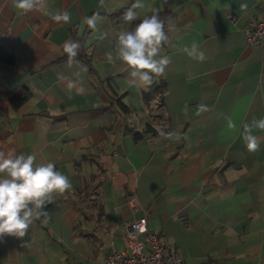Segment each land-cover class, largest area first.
<instances>
[{
	"label": "crops",
	"instance_id": "obj_1",
	"mask_svg": "<svg viewBox=\"0 0 264 264\" xmlns=\"http://www.w3.org/2000/svg\"><path fill=\"white\" fill-rule=\"evenodd\" d=\"M127 2L42 0L25 13L0 0V46L12 58L0 60V151L35 153L72 184L48 205L47 223L0 237V264H99L127 250L125 223L140 218L186 264H264V130L254 129L256 152L240 136L264 118V48L244 35L264 0H143L141 18L156 9L176 25L160 51L172 63L156 78L166 83L158 121L115 59L118 34L140 22L117 17ZM68 42L80 45L71 63ZM193 43L204 61L181 51ZM146 121L155 134L134 140Z\"/></svg>",
	"mask_w": 264,
	"mask_h": 264
},
{
	"label": "clouds",
	"instance_id": "obj_2",
	"mask_svg": "<svg viewBox=\"0 0 264 264\" xmlns=\"http://www.w3.org/2000/svg\"><path fill=\"white\" fill-rule=\"evenodd\" d=\"M13 3L27 13L38 8L42 0H13ZM240 7L245 8L246 5ZM144 8L143 0H135L124 12V22H140L130 31L118 34L115 59L129 70L127 83L130 87L140 86L148 90L157 82L156 78L166 74V69L172 63L171 58L160 55V51L163 45L170 43L169 33L176 30V25L171 17L167 21L162 19L156 9L141 18L137 10ZM64 19H67L66 15ZM96 20L94 16L88 19V23L95 27ZM79 49L80 45L76 42L64 45L69 63L78 55ZM181 51L191 59L201 62L205 59V53L195 43L191 47H183ZM108 61L114 63L112 54L108 55ZM228 127L236 128L231 119L228 120ZM254 129L264 130V118L243 124L240 136L249 152H256L260 148L261 139L254 135ZM160 135L163 139L177 142L181 139L180 134L173 132H161ZM71 188L66 175L56 170L52 162L38 163L35 153L17 154L11 149L0 151V237L23 238L36 221L47 223L48 205L54 203L57 195H64Z\"/></svg>",
	"mask_w": 264,
	"mask_h": 264
},
{
	"label": "built area",
	"instance_id": "obj_3",
	"mask_svg": "<svg viewBox=\"0 0 264 264\" xmlns=\"http://www.w3.org/2000/svg\"><path fill=\"white\" fill-rule=\"evenodd\" d=\"M226 15L231 21L235 20L233 13L227 12ZM244 35L249 45L259 44L264 48V16L250 19L244 28ZM141 233L144 234V241L149 245L147 251L143 250L144 242L137 239L138 234ZM125 242L127 250H112L99 264H186L156 232L147 230L144 218L125 223Z\"/></svg>",
	"mask_w": 264,
	"mask_h": 264
},
{
	"label": "trees",
	"instance_id": "obj_4",
	"mask_svg": "<svg viewBox=\"0 0 264 264\" xmlns=\"http://www.w3.org/2000/svg\"><path fill=\"white\" fill-rule=\"evenodd\" d=\"M133 0H128L127 4L117 13V17L119 19L122 20V16L124 14V12L133 4ZM0 60L2 61H8L11 62L12 58L9 57V53L0 46ZM157 82L153 83L148 90L143 89L141 92V98L142 101L144 103V106L149 110L150 109V113L151 116L153 117L152 120H154V118L158 119L160 117V113L159 114H154L153 111H158L160 109H164L163 106L164 104L162 103L163 101V96L165 94V90H166V83L164 81L163 78L160 79H156ZM29 92L28 91H24L22 94H18V95H14V94H10L9 95V99L12 103V105L17 106L21 103H23L27 98H28ZM116 103L118 104V106L120 107V109L124 112H128L130 111V108L122 103V101L117 98L115 99ZM155 128L152 124V122L146 121L145 122V126L142 129V131L140 130H132V137L134 140H139L141 139L144 134L146 132H150L151 134H155Z\"/></svg>",
	"mask_w": 264,
	"mask_h": 264
},
{
	"label": "rangeland",
	"instance_id": "obj_5",
	"mask_svg": "<svg viewBox=\"0 0 264 264\" xmlns=\"http://www.w3.org/2000/svg\"><path fill=\"white\" fill-rule=\"evenodd\" d=\"M160 111H161V110H158V111H156V110H155V111H153V113H154V114H159V113H160ZM154 121H158V119H156V118H155V120H154Z\"/></svg>",
	"mask_w": 264,
	"mask_h": 264
}]
</instances>
